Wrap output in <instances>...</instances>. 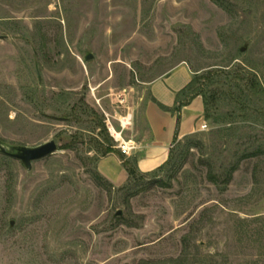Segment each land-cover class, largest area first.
<instances>
[{
  "label": "rangeland",
  "instance_id": "1",
  "mask_svg": "<svg viewBox=\"0 0 264 264\" xmlns=\"http://www.w3.org/2000/svg\"><path fill=\"white\" fill-rule=\"evenodd\" d=\"M182 63L208 128L163 169L99 187L102 149L128 157L108 124L131 115L134 140L150 84ZM253 72L264 90V0H0V140L58 147L31 170L0 152V264H264Z\"/></svg>",
  "mask_w": 264,
  "mask_h": 264
},
{
  "label": "crops",
  "instance_id": "2",
  "mask_svg": "<svg viewBox=\"0 0 264 264\" xmlns=\"http://www.w3.org/2000/svg\"><path fill=\"white\" fill-rule=\"evenodd\" d=\"M192 81L193 72L182 63L150 84L151 100L145 105L142 120L135 126L133 141L136 150L126 157L136 160V168L141 174L161 168L169 160L174 145L198 133L206 123L204 100L196 96L181 108L180 125L177 127V113L173 110L179 105V94ZM182 101L184 97L180 96ZM159 105L169 111L162 110ZM123 162L120 155L111 154L100 161L98 171L111 184L122 187L129 180Z\"/></svg>",
  "mask_w": 264,
  "mask_h": 264
},
{
  "label": "trees",
  "instance_id": "3",
  "mask_svg": "<svg viewBox=\"0 0 264 264\" xmlns=\"http://www.w3.org/2000/svg\"><path fill=\"white\" fill-rule=\"evenodd\" d=\"M253 71H254V68H253ZM196 83L194 82V80L181 92V94H179V105L173 110L174 113H177V127H179L180 125V116H179V113L181 111V108L186 105L187 103H189V101L191 99H193L194 97L196 96H201L204 100V103H205V112H206V101H205V98H204V95L201 93V92H197V89L195 87ZM247 87L249 88L250 92L252 95H257V94H260V93H264V90L260 84V82L258 81L256 75L253 73H250L249 74V78L247 79ZM180 96H183L184 98V101L180 102ZM154 102H156L155 100H153ZM159 107L164 110V111H169L167 108H165L164 106L162 105H159ZM178 129V128H177ZM103 134L104 133H107V130L106 128H103ZM104 140L109 143V142H112L111 139L108 138V136H104ZM193 147L195 146V144H191ZM70 146H65V148L63 149H67L69 148ZM172 151L173 149L171 150V154H170V157H169V160L167 161L166 164H164L160 169H163L165 166H167L170 162H171V159H172ZM110 154H117V155H120L121 156V159L124 161L123 162V166L125 167L128 175H129V180L128 182H133V181H136L139 177H144L146 174H141L137 168H136V160H131V159H126V157L124 155H122L120 152H115L112 148V145H108V148H103L102 149V156L103 157H106ZM239 168V162L233 166H231L229 168L228 171L225 172V174L220 177V176H217L216 174H214L213 172V169L212 167H209V170H208V179L211 183H213L214 185H217V186H221V185H229L230 182L232 181L233 179V174L238 170ZM95 176V180L97 182V184L99 185V187H111L112 185L110 184L109 181H107L100 173H95L94 174Z\"/></svg>",
  "mask_w": 264,
  "mask_h": 264
},
{
  "label": "water",
  "instance_id": "4",
  "mask_svg": "<svg viewBox=\"0 0 264 264\" xmlns=\"http://www.w3.org/2000/svg\"><path fill=\"white\" fill-rule=\"evenodd\" d=\"M92 57V55H88L86 59L90 60ZM57 151L58 147L55 141H50L38 147H25L7 145L0 140V152L7 157L20 161L28 170H31L34 162L43 160Z\"/></svg>",
  "mask_w": 264,
  "mask_h": 264
},
{
  "label": "built area",
  "instance_id": "5",
  "mask_svg": "<svg viewBox=\"0 0 264 264\" xmlns=\"http://www.w3.org/2000/svg\"><path fill=\"white\" fill-rule=\"evenodd\" d=\"M124 120H125V122H124ZM119 122H120V128H121L120 132H121V135H123L124 132L126 130H128L131 127V125H132V116L131 115H127L125 117H122L119 120ZM112 126H113L112 124H110V123L108 124L109 132L111 133L112 137L117 142L120 143V149L122 150L123 154H125L127 156H130L133 153V151L136 150V143L133 140L126 141L124 138L123 139L121 138L120 140H117L112 134V131H111V127ZM207 128H208L207 125L203 124L202 127H201V130L205 131Z\"/></svg>",
  "mask_w": 264,
  "mask_h": 264
},
{
  "label": "bare ground",
  "instance_id": "6",
  "mask_svg": "<svg viewBox=\"0 0 264 264\" xmlns=\"http://www.w3.org/2000/svg\"><path fill=\"white\" fill-rule=\"evenodd\" d=\"M129 120V119H128ZM127 120V121H128ZM124 122H125V120H124ZM111 131H112V134H113V136L117 139V140H120L121 138H122V135H121V132H119L120 134H118L117 132L118 131H116L113 127H111ZM120 137V138H119Z\"/></svg>",
  "mask_w": 264,
  "mask_h": 264
}]
</instances>
